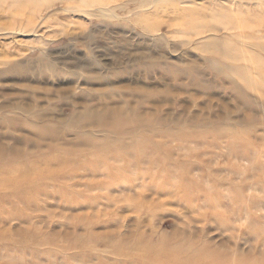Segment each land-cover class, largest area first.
Wrapping results in <instances>:
<instances>
[{"label": "rangeland", "instance_id": "1", "mask_svg": "<svg viewBox=\"0 0 264 264\" xmlns=\"http://www.w3.org/2000/svg\"><path fill=\"white\" fill-rule=\"evenodd\" d=\"M15 1L0 0V147L15 158L0 177L22 183L0 186V264L263 263L264 63H247L255 89L231 70L247 61L233 66L212 47L264 62V0H112L105 8L115 17L85 0H51L36 12ZM142 45L156 54L160 46L174 71L198 72L182 81L135 72L111 79L106 65ZM21 63V73L11 71ZM71 64L109 84L71 75ZM105 89L141 111L151 110L142 97L153 92L160 117L198 120L167 126L177 137L101 151L105 137L86 142L66 123ZM43 131L64 138L54 143ZM117 155L125 169L112 171Z\"/></svg>", "mask_w": 264, "mask_h": 264}, {"label": "bare ground", "instance_id": "2", "mask_svg": "<svg viewBox=\"0 0 264 264\" xmlns=\"http://www.w3.org/2000/svg\"><path fill=\"white\" fill-rule=\"evenodd\" d=\"M50 1L51 0H16L14 2L13 6L17 10H29V11L36 12V11L41 10V8L43 7V5L45 3L49 4ZM111 1L112 0H85L84 5H87V6H95V5L103 6V7H100L99 9H97V11L101 12L102 15L105 17L106 16L107 17H115V14H114V12H112V10L105 8V6H107L108 3H110ZM234 41H235V39H234ZM159 47L158 46L155 47V49L157 50V54L155 51H151V49H152L151 46L142 45L141 46L142 52H138V53L136 52L134 54L130 53L129 55H125V56L122 55V56L114 57L115 59L113 58V61L110 62L111 64L106 65V68H108V70H109L108 73H110V75H111V79H113V78H115V79L124 78L125 76H128L129 74L135 72L137 74L147 73L149 75L150 74H161L163 79L166 78L169 80L182 81L183 78L187 79V77H188L187 73L189 71H191V72L197 71L198 72V68L196 66H188V65L183 68L182 72H177V70L174 71L173 70L174 65L173 64L169 65L166 62L167 61L166 55L164 53L158 54V52H159L158 48ZM212 49H213L212 52H215V54L221 58H226L229 55L230 60H232L231 62L234 63L233 66L235 65V63H239L240 61H247V62H245L246 64L244 63L245 66L243 65L244 67L242 69L240 68V66H241L240 65L237 67H235V66L232 67L231 70L234 73H236L245 84H249L252 86L254 85L255 89L259 88L258 79L252 77L253 71L249 67L250 64H247V63L250 62L251 65H255L254 67H259L261 64L264 63L262 60H258V59H254V58H251V60H243V59H241V57L239 58L238 55H235V56L231 55L230 56V52H229L230 49L223 48L219 43H215L213 45ZM146 58L150 59L149 63H143L141 65L138 64L134 68H125L122 65L124 63L123 61H126V60L132 61L134 63H136V62L140 63ZM102 63H104V61ZM23 64L22 63L18 64L15 67L12 66L13 68L11 69V71L13 70L16 73H21L23 71V68H24ZM53 66H54V64H53ZM72 66L73 67L70 68L71 75L75 74L74 72H72L73 70H81L83 72H86V74L91 75L93 80L98 82L100 85L106 86L109 84L110 79H107L103 75L98 76L96 74V71L94 70V68H92L90 66H84V65L82 66L80 64L72 65ZM49 67H51V66H49ZM51 69L55 74H57V73L60 74V76H62V74H64L63 72L58 71L56 68H51ZM247 69L248 70L250 69L249 71H251V73H248L246 71ZM256 69L257 68H254V70H256ZM38 71H40V70H38ZM224 71H226V70H224ZM241 71H242V73H241ZM40 74H41V72H40ZM36 75H37V72H36ZM77 75L79 76V78H81L79 74H76V76ZM93 75H96V76L93 77ZM64 79H65V77H64ZM75 82H77V81H75ZM189 87H192V84L188 83V85H186V84L182 85V88H189ZM254 87H253V90H254ZM50 91H51V89H50ZM99 95L102 96V98H99L98 105H92V104L88 103L85 106H83V110L74 114L73 118H71L69 120V122L66 123V127L68 126L69 131L75 132L78 136H80L79 138L83 139L86 142H90L91 139L97 135H102L103 137H105L106 142L104 144H102V146L99 147V149L101 151H106V150L107 151H117V150H120L123 148H129V149L141 148V147L145 146L146 144L151 143L153 141V139H155V137H160V136L161 137H169V136H176L177 137L178 135H180V133L179 132H171V130H169V129H168L169 130L168 131L167 126L176 125L178 127L184 128V126H190V125L192 126L193 122L195 120L196 121L198 120L197 118H195L196 115L195 116L193 115L192 117L182 118V119L178 118V119H175L173 121H170V119L160 117L158 114V111L161 107L160 104L162 102H161V99H159V95H157L156 93H153V92H146V95L144 97H142V99L145 98L146 102L150 101V102L154 103L151 110L149 109V110H145V111H141L140 110V109H142L141 107L137 108L132 102L126 100V98L121 97V95H119L118 93H116L115 91H113L111 89H105ZM54 134L57 135V137L53 136ZM39 135L41 138H47V137H49L48 135L53 136V138H51V139H53L54 143H58V141H60L64 138L62 136L64 134L57 133L54 131H51V132L43 131V132L39 133ZM259 140H260V142L258 143L257 146L260 145V147H263V149H264V135L261 136ZM258 152H259V150H258ZM120 160H122V156L117 155L116 160L113 161V163L108 164V168L112 171L117 170V168H118V170L125 169V167L120 168L114 164ZM13 161H15V158L13 156H12V158L7 156L5 154V152L3 151V148L0 147V165L5 164V163L9 164ZM37 168H34V169H37ZM11 172H15V169H13ZM21 183H22V179H19V178L16 180L12 179V181H11V180L5 179L4 177H0V186H2V187H5L6 185H8V186L11 185V186L16 187V186H19ZM259 264H264V262L259 263Z\"/></svg>", "mask_w": 264, "mask_h": 264}]
</instances>
